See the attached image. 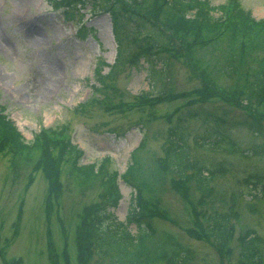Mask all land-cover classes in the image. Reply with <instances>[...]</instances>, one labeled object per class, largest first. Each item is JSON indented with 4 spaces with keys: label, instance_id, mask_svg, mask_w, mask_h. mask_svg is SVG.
I'll return each mask as SVG.
<instances>
[{
    "label": "rangeland",
    "instance_id": "rangeland-1",
    "mask_svg": "<svg viewBox=\"0 0 264 264\" xmlns=\"http://www.w3.org/2000/svg\"><path fill=\"white\" fill-rule=\"evenodd\" d=\"M224 1L210 0L213 5ZM237 1L257 19L264 17V0ZM57 2L0 0V111H5L26 141H31L42 127L58 130L63 126L64 136H70L83 149V163L100 164L108 157V169L118 171L123 194L112 209L119 220H125L135 192L123 175L132 162L133 151L144 138L150 153L162 155L168 129L194 105L227 118L242 119L248 115L243 108L221 100L191 105L189 98H178L137 107L140 99L149 95L191 91L201 85L184 61L178 59H170L168 69L173 76L166 69L154 78L146 61L122 63L115 76L106 79L105 85L111 86L96 91V86L101 85L98 67H102L100 74L108 72L109 64L117 57L111 16L102 9L92 10L91 5L65 10ZM213 12L218 14L220 9ZM83 24L92 28L87 30L86 38L79 34ZM125 51L130 56L135 48L125 45ZM105 94L109 96L108 104L101 101ZM133 103L134 106L128 105ZM183 123L188 126L196 157L209 167L224 164L229 169L215 182V188L222 192V201L217 205L229 210L232 197L237 204L233 210L241 211L243 223L257 230L264 240V154L248 150L262 140L245 128H236L230 134L245 151L244 156L198 149L195 136L212 130V124L202 120ZM10 156L0 153V264H56L52 263L56 259L62 264H79V227H85L92 218H85L87 205L100 201L99 183L77 190L64 180V192L49 219L44 207L48 187L43 173L36 172L29 179L30 166L15 170ZM169 179L162 205L173 221L157 220L159 228L169 230L191 247L192 264H235L241 231L236 232L230 260L219 255L209 242L191 237L186 231L192 224L190 213L181 197L170 189ZM247 202L255 205L254 212L245 206ZM130 229L137 232L135 225ZM64 249L69 255L63 254Z\"/></svg>",
    "mask_w": 264,
    "mask_h": 264
},
{
    "label": "trees",
    "instance_id": "trees-1",
    "mask_svg": "<svg viewBox=\"0 0 264 264\" xmlns=\"http://www.w3.org/2000/svg\"><path fill=\"white\" fill-rule=\"evenodd\" d=\"M71 1L66 4L70 6ZM112 1L105 4H110L117 59L107 73L100 74L102 67H98L101 85L97 91L111 86L105 85L106 79L115 76L122 63H141L144 59L151 65L150 74L154 78L170 66V59H178L184 61L201 85L191 91L164 94L150 101L151 104L178 98H189L191 105L221 100L243 108L248 116L227 118L194 105L168 129L162 155L150 153L144 138L133 151L132 162L123 175L138 195L126 222L118 220L111 210L122 198L118 171L108 169V157L100 164L82 163L83 149L60 137L63 126L59 131L43 130L26 141L13 121L0 112V153L11 155L15 170L29 165V179L36 172L43 173L48 187L44 207L49 219L64 192V180L77 190L99 183L100 201L87 205L85 218L89 215L92 218L85 227L83 224L79 227L80 253L76 257L79 264H90L91 260L94 264H192L191 247L156 224L157 220L173 221L162 205L169 177L170 189L181 197L190 213L192 224L186 231L191 237L209 242L219 255L230 260L239 229L235 264H264L263 237L243 223L241 211L233 210L237 205L234 199L231 197L229 210L217 205L222 197L215 182L229 172L228 167L224 164L209 167L198 159L190 145L188 126L183 123L202 120L212 124V130L195 136L198 149L244 156L245 151L240 150L230 131L245 128L262 140L248 150L264 154V18L256 19L237 0L218 6L210 0ZM216 9L223 12L215 15ZM125 45L135 48L130 56L125 54ZM167 74L173 76L172 71ZM102 98L104 104L110 103L107 94ZM245 206L255 211L253 203L247 202ZM132 224L137 227L136 233L130 229ZM63 254L69 255L67 250ZM52 263L62 264L59 259Z\"/></svg>",
    "mask_w": 264,
    "mask_h": 264
}]
</instances>
